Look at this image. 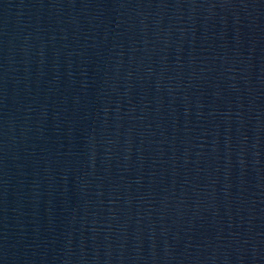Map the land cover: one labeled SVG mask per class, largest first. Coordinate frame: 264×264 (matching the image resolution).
<instances>
[{
    "label": "water",
    "instance_id": "obj_1",
    "mask_svg": "<svg viewBox=\"0 0 264 264\" xmlns=\"http://www.w3.org/2000/svg\"><path fill=\"white\" fill-rule=\"evenodd\" d=\"M18 0H0V82L12 35Z\"/></svg>",
    "mask_w": 264,
    "mask_h": 264
}]
</instances>
